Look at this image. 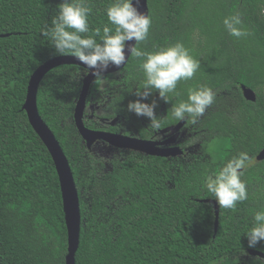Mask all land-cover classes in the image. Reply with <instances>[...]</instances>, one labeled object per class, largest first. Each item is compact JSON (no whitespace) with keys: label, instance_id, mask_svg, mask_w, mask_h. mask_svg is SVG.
I'll use <instances>...</instances> for the list:
<instances>
[{"label":"trees","instance_id":"obj_1","mask_svg":"<svg viewBox=\"0 0 264 264\" xmlns=\"http://www.w3.org/2000/svg\"><path fill=\"white\" fill-rule=\"evenodd\" d=\"M62 2L0 0V264H65L68 253L57 170L23 108L31 75L60 56L42 31ZM85 3L92 12L90 31L82 35L100 42L105 25L114 33L106 15L114 0ZM148 6L149 35L136 47L155 52L179 42L200 64L190 80L178 82L170 102L158 93L144 101H157L160 133L183 134V155L151 156L104 142L98 144L109 153L89 150L74 122L88 71L81 66L54 68L39 86L40 115L60 141L79 192L77 264H264L249 253L264 252V241L249 248L244 236L254 213L264 209V160H257L264 149V0H148ZM236 14L249 33L239 39L223 24ZM143 60L131 55L119 72L94 80L86 126L143 139L157 134L149 120L126 112L146 79ZM242 85L256 92L255 102L245 99ZM200 86L215 92L213 105L196 125L177 121L172 106ZM240 152L250 157L241 177L248 199L235 209L220 207L216 233L214 205L201 201L214 199L203 180Z\"/></svg>","mask_w":264,"mask_h":264},{"label":"clouds","instance_id":"obj_2","mask_svg":"<svg viewBox=\"0 0 264 264\" xmlns=\"http://www.w3.org/2000/svg\"><path fill=\"white\" fill-rule=\"evenodd\" d=\"M139 2L136 0V4ZM91 12L85 0H63L58 6L57 15L51 20V26L43 30L42 35L51 37L56 54H70L88 70L87 74L100 78L110 64L120 69L126 63L127 42L145 41L152 21L134 6L133 0H114L106 9L108 21L115 26L114 33L112 28L105 25L100 42H97L94 36L82 35L90 31ZM223 24L229 35L237 39L249 35L241 27L239 14L224 18ZM100 31L99 28L95 29V35H100ZM127 52L137 58L144 57L140 68L146 79L142 88L133 93L138 99L129 101L126 112L146 118L150 122L149 126L159 133L161 122L155 113L157 101H144L158 93L159 99L170 102L169 94L175 91L178 82L190 80L194 76L200 67L199 61L179 42L155 52H142L134 44H127ZM215 96V92L207 86L189 89L187 100L172 106L171 115L179 122L196 125L213 105ZM157 136L159 140L163 139ZM249 162L248 153L240 152L218 172L204 177L203 186L212 194L218 206L235 209L238 202L248 199L247 185L241 177ZM253 220V226L244 234L249 248H255L264 241V209L256 211Z\"/></svg>","mask_w":264,"mask_h":264},{"label":"water","instance_id":"obj_3","mask_svg":"<svg viewBox=\"0 0 264 264\" xmlns=\"http://www.w3.org/2000/svg\"><path fill=\"white\" fill-rule=\"evenodd\" d=\"M133 3L140 12L149 16L148 0H140L139 4H136V0H133ZM127 44H134L135 47L137 45L134 41L127 42ZM127 44L126 63L121 65L120 69H117L115 66L110 64L107 71L103 75L117 73L126 66L131 56V54L127 52ZM63 65H78L83 67L80 62L71 55H60L43 63L31 75L27 97L23 108L28 115L31 125L43 140L53 158L61 186L68 233V253L66 255L65 264H77L76 254L79 249L81 236V208L79 192L68 157L55 133L40 115L37 103L38 90L43 78L54 68ZM95 79L96 78L91 74H87L84 77L82 89L74 109L75 125L89 150H92L96 143L104 142L114 148L138 151L151 156L172 157L184 154V149L178 145L165 147L176 143L178 137L180 136V131L177 130H175V132L165 140L158 141L106 130L91 129L86 126L84 118L87 108V100L91 86ZM241 88L245 99L251 102H255L257 100V94L252 88L245 85H242ZM257 160H264V149H262L257 155ZM201 201L212 203L214 205L216 214L215 232L217 233L219 227L220 206L216 204L215 199H204ZM249 253L253 256H259L264 259V252L262 251L251 249L249 250Z\"/></svg>","mask_w":264,"mask_h":264},{"label":"rangeland","instance_id":"obj_4","mask_svg":"<svg viewBox=\"0 0 264 264\" xmlns=\"http://www.w3.org/2000/svg\"><path fill=\"white\" fill-rule=\"evenodd\" d=\"M199 40H200V39H199L198 37L195 38L196 44L198 43ZM201 40H202V39H201ZM106 83H107V80H105V79L101 80V82H100L101 87H104V86L106 85ZM87 110H89L90 112H92V111H93V106L91 105ZM174 132H175V129L169 131L168 133H169V134H172V133H174ZM168 133H161L160 136H162V137L164 138V136H166ZM164 134H165V135H164ZM181 139H183V137H182ZM94 148L97 149V150H102V151H104V152H106V153H109V152H110V149H108V148H106V147H103V146H101V145L98 144V143H96V144L94 145Z\"/></svg>","mask_w":264,"mask_h":264},{"label":"flooded vegetation","instance_id":"obj_5","mask_svg":"<svg viewBox=\"0 0 264 264\" xmlns=\"http://www.w3.org/2000/svg\"><path fill=\"white\" fill-rule=\"evenodd\" d=\"M169 131H162L161 133H168ZM160 132L159 133H157L155 136H153L152 138H151V140H158V141H163V140H165L166 138H168L170 135H172V134H167L166 136H164V138L162 139V140H159L158 139V136L157 135H160L161 134ZM165 135V134H164ZM183 137V134H181V132H180V136L178 137V140L176 141V143L175 144H171V145H167V146H165V147H170V146H174V145H178V146H180V143H181V141H182V138ZM181 147V146H180ZM182 148V147H181ZM183 149V148H182ZM169 158V157H168Z\"/></svg>","mask_w":264,"mask_h":264}]
</instances>
